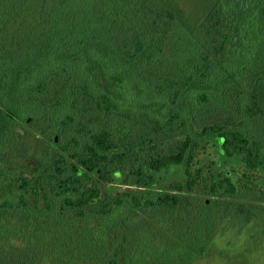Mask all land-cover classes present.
I'll return each mask as SVG.
<instances>
[{
    "label": "trees",
    "instance_id": "16d2710c",
    "mask_svg": "<svg viewBox=\"0 0 264 264\" xmlns=\"http://www.w3.org/2000/svg\"><path fill=\"white\" fill-rule=\"evenodd\" d=\"M250 122L264 126V0H218L191 30L159 0H0V264H189L214 229L191 193L221 220L230 197H260L192 167L194 133L258 169ZM119 171L142 190L104 192ZM84 218L97 225L69 224Z\"/></svg>",
    "mask_w": 264,
    "mask_h": 264
},
{
    "label": "rangeland",
    "instance_id": "374dc122",
    "mask_svg": "<svg viewBox=\"0 0 264 264\" xmlns=\"http://www.w3.org/2000/svg\"><path fill=\"white\" fill-rule=\"evenodd\" d=\"M170 8H172L180 23L188 30H191L200 21H202L210 12L214 4L218 0H159ZM252 81L248 83L252 86ZM105 88L109 85L104 84ZM236 112L235 108L231 106L224 107L221 112ZM20 125L17 128L22 132L23 127L28 126L27 122L19 121ZM250 131L253 137H259V134L264 135V126H259L254 122H250ZM46 142L53 144V141L46 140ZM55 146V145H54ZM191 155L193 159L192 167H203L211 168L213 175L221 176L222 174H228L233 180L240 186L242 183L249 182L250 184L257 186L260 192V197L253 198L249 197H230L229 199L233 202H237L239 205H232L230 213L225 211L226 217L221 220L217 214L215 201L216 196L212 194H198L196 190L192 195H199L205 198L206 203H210L213 209V217L210 220L213 222L211 227L213 230L209 232L207 242L204 246L195 252L192 260L189 264H264V167L258 169H250L247 167L241 156L227 157L224 155L216 141V137L209 133L203 137L198 136L194 133V139L191 147ZM117 175L116 181L102 180L104 192H112L118 194L124 190H142V187L138 185V178L135 175L122 174L121 171ZM135 176L136 180L134 183L131 182V178ZM161 186V185H158ZM154 190L156 188L152 187ZM242 191L247 189L240 187ZM228 199V198H227ZM250 203L256 205L254 213H250L251 220L244 224L243 216H237V210L247 211V208L243 204ZM241 207V208H240ZM234 208V209H233ZM199 209V208H198ZM236 211V212H235ZM244 213V212H243ZM263 218V219H262ZM48 218L40 219L44 224L47 225ZM94 219V217L92 218ZM87 218L81 221H69V224L74 223L77 226L84 227L90 224L97 225L96 223L87 221ZM108 218L98 222L100 225L99 234L106 233V230L102 223L105 224ZM102 226V229H101ZM202 228H199L198 224H194L191 230L183 232L182 236H187L193 239L195 234H198ZM78 230V229H76ZM193 230V231H192ZM186 238V237H185ZM15 242L19 244H25L24 238H14ZM110 241V240H109ZM90 255V254H89ZM82 259H85L82 257Z\"/></svg>",
    "mask_w": 264,
    "mask_h": 264
},
{
    "label": "water",
    "instance_id": "95a60500",
    "mask_svg": "<svg viewBox=\"0 0 264 264\" xmlns=\"http://www.w3.org/2000/svg\"><path fill=\"white\" fill-rule=\"evenodd\" d=\"M135 180H136V177H135V176H133V177L131 178V182H132V183H134V182H135Z\"/></svg>",
    "mask_w": 264,
    "mask_h": 264
}]
</instances>
